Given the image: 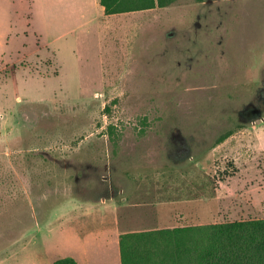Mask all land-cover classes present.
<instances>
[{
  "label": "rangeland",
  "instance_id": "1",
  "mask_svg": "<svg viewBox=\"0 0 264 264\" xmlns=\"http://www.w3.org/2000/svg\"><path fill=\"white\" fill-rule=\"evenodd\" d=\"M46 2L0 0V264L62 256L68 225L108 215L117 188L158 171L152 183L166 178L184 200L216 197L239 168L245 185L214 224L263 220L264 0H177L133 14L118 37L96 9L48 30ZM248 105L257 114L240 117ZM239 131L237 157L211 156Z\"/></svg>",
  "mask_w": 264,
  "mask_h": 264
},
{
  "label": "crops",
  "instance_id": "2",
  "mask_svg": "<svg viewBox=\"0 0 264 264\" xmlns=\"http://www.w3.org/2000/svg\"><path fill=\"white\" fill-rule=\"evenodd\" d=\"M132 4H134L133 1H130L129 4L125 3L124 7L127 5L131 6ZM46 7L53 13L51 19L47 18L46 24L48 30L50 28L54 30L55 24L58 25L59 22H61V25L64 27L73 22L77 23L78 20L85 18L84 14L88 10H98L101 14L100 18L108 22V24L111 25L110 27H114L112 32L104 34L105 37H118L127 27L132 28L134 24L139 23L135 22L133 19V14L135 13H155V10L162 9L153 7L145 10L106 15L99 0H47ZM55 13H59V15L61 13V15L54 19ZM49 16H52V14ZM89 21L91 22V20ZM93 32L97 35L99 30L95 29ZM39 58H41V56ZM20 69H22V67ZM32 74L33 73H31V75ZM103 74L104 70L102 66V84H104ZM242 135L243 132L239 131L217 142L216 146L212 145V151L210 152L211 156L214 152L221 150L224 155H230L231 157L233 156V158L237 157V155L240 154L242 146H244L243 140L246 138V136L242 137ZM256 143L257 141H254V144ZM208 157L210 158V155H208ZM174 158L179 159L177 156ZM188 160L191 161L192 158ZM161 173V171L157 172V175L160 176L159 178H162ZM154 175L155 177H152V179H136L132 184L126 183L123 189L117 188L115 190V195L112 193L108 199L117 201L120 200L121 197L122 201L115 202L110 207L111 213L109 212L108 215L106 213L97 215L98 213L95 212L82 213L78 218L79 222L77 224L73 225L71 223L72 226H67L68 233L71 237L68 239L66 249L63 250V255L56 259L55 255L51 256V258H48L46 264H53L56 260L62 258H71L76 264H121L119 237L124 233L214 224V219L218 217L219 210H222L219 206L222 204L224 207H227V202H232L231 200L233 199H231V196L233 195L237 198L239 197V186L245 185L246 177L242 170L238 168L236 175L229 176L223 181H218L219 188L216 197H214V193L211 191L209 196L204 195L198 197L194 195V198L183 200L181 197L184 195L188 196V194H182L181 188L177 191L175 185L171 186L164 183L163 180L166 178L152 183V181L156 180L158 177L156 174ZM211 175L212 176L207 180H213V170ZM169 179H174V181H176V178ZM233 187H235V189ZM205 192H207V189ZM166 193H170V196H166ZM229 194L232 195L230 196ZM108 199L102 198L98 200L96 204L105 206ZM127 204L128 207H126ZM201 210L209 211L212 220H200L197 214ZM138 213H141V216H139ZM139 223L142 224L139 225ZM135 224L139 226H152L140 230L130 229V227H133ZM98 225L101 227L91 228L92 226L96 227ZM20 260L32 262L30 258L16 259V261Z\"/></svg>",
  "mask_w": 264,
  "mask_h": 264
},
{
  "label": "trees",
  "instance_id": "3",
  "mask_svg": "<svg viewBox=\"0 0 264 264\" xmlns=\"http://www.w3.org/2000/svg\"><path fill=\"white\" fill-rule=\"evenodd\" d=\"M133 1L131 6L125 3ZM177 0H99L106 15L167 7ZM226 133L219 140H223ZM121 264H264V219L124 233ZM53 264H76L71 258Z\"/></svg>",
  "mask_w": 264,
  "mask_h": 264
},
{
  "label": "flooded vegetation",
  "instance_id": "4",
  "mask_svg": "<svg viewBox=\"0 0 264 264\" xmlns=\"http://www.w3.org/2000/svg\"><path fill=\"white\" fill-rule=\"evenodd\" d=\"M257 110H256V107H252L251 105H248L246 107H244V109L242 111L239 112V116L240 117H244V116H247V117H252V116H255L257 113ZM179 134H174L172 135V141L175 145V150H174V153L176 155L182 153L185 154L186 150L184 149L183 145V141L182 140H179L178 138ZM178 139V143H177V140Z\"/></svg>",
  "mask_w": 264,
  "mask_h": 264
}]
</instances>
